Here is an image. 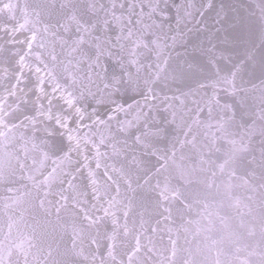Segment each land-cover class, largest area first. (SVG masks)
<instances>
[{"label": "water", "instance_id": "water-1", "mask_svg": "<svg viewBox=\"0 0 264 264\" xmlns=\"http://www.w3.org/2000/svg\"><path fill=\"white\" fill-rule=\"evenodd\" d=\"M0 264H264V0H0Z\"/></svg>", "mask_w": 264, "mask_h": 264}]
</instances>
